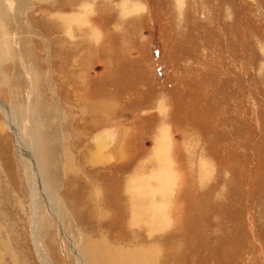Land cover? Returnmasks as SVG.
<instances>
[{"label":"rangeland","instance_id":"374dc122","mask_svg":"<svg viewBox=\"0 0 264 264\" xmlns=\"http://www.w3.org/2000/svg\"><path fill=\"white\" fill-rule=\"evenodd\" d=\"M89 236L264 264V0H0V264Z\"/></svg>","mask_w":264,"mask_h":264},{"label":"bare ground","instance_id":"6f19581e","mask_svg":"<svg viewBox=\"0 0 264 264\" xmlns=\"http://www.w3.org/2000/svg\"><path fill=\"white\" fill-rule=\"evenodd\" d=\"M8 114H10V113H8ZM8 114H7V117H9ZM8 119H10V118H8ZM18 133H19V130H18ZM161 146H163V145H161ZM19 149H21V148H19ZM157 157H158L157 160H159V157H160V161H161V164H162V160H163L162 156H160V154H159V155H157ZM99 159H102V156L100 154L95 153L91 157L90 162L91 163L93 162L95 164H98V160ZM159 166H161V165H159ZM73 168L74 167L71 166L69 168V172L72 171ZM74 169H73V171H74ZM160 169H161V167L159 168V170ZM37 174H39V173H37ZM162 174H163V172L161 170L159 172L160 181H165V179L163 180V175ZM40 183H42V182H40ZM95 196H97V195H95ZM94 198H96V197H94ZM91 203H92V211H91V214H92V216L94 217L95 220H98V219H100L104 215V212H102V208L99 206L98 201H96L95 199H92V202ZM131 205H133V204H131ZM146 210L141 207L140 211L139 210H136L135 211V214L138 213V215H141L139 218L142 219L146 223V225H149L148 226V229L150 228V230H152V228L150 226H154L153 229L155 231L156 230L157 231H162L163 230V227H164V226H162L164 224H161V223H164L163 217L162 218H159V217L158 218H156V217H153L152 218L151 216L147 215V213H148L147 211L148 210L147 211ZM85 211H86V209H85ZM152 212H155V211H152ZM133 214L134 213H132L131 215L133 216ZM104 239H99V240L97 239V240H95L91 236H89L88 238L87 237L85 238V242L84 243H85L86 255L90 259V261L92 262V264H157V260L158 259H157V250L155 249L156 247H154L152 249L151 248L150 249H146L144 247L143 248L142 247H134L133 249H130L129 250V249H126L123 246L121 247V245L120 246H113L111 244V242L108 241V239L107 240L106 239L104 240ZM38 252H39V250H38ZM40 254L42 255V253H40Z\"/></svg>","mask_w":264,"mask_h":264},{"label":"crops","instance_id":"0c3cea01","mask_svg":"<svg viewBox=\"0 0 264 264\" xmlns=\"http://www.w3.org/2000/svg\"><path fill=\"white\" fill-rule=\"evenodd\" d=\"M157 180H159L160 181V177H157L156 178ZM164 180V179H163ZM166 180V179H165ZM130 181H132V182H138L136 179H132V180H130ZM164 181H160V187H162L163 189H164V185H162V183H163ZM162 185V186H161ZM139 186V185H138ZM156 211H155V213L157 212V213H159L160 214V216H158L159 218H162L163 217V215H164V212L162 211L163 209H162V206L161 205H158V206H156ZM154 211V210H153ZM157 217V218H158ZM164 219V218H163ZM164 221V220H163ZM164 226V225H163ZM160 228V227H159Z\"/></svg>","mask_w":264,"mask_h":264}]
</instances>
